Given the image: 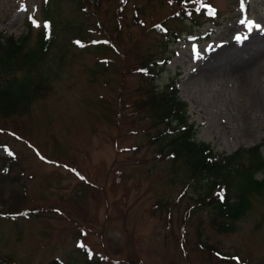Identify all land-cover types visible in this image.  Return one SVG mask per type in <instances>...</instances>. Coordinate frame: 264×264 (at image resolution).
Returning a JSON list of instances; mask_svg holds the SVG:
<instances>
[{
    "label": "rangeland",
    "instance_id": "374dc122",
    "mask_svg": "<svg viewBox=\"0 0 264 264\" xmlns=\"http://www.w3.org/2000/svg\"><path fill=\"white\" fill-rule=\"evenodd\" d=\"M208 2L219 15L215 24L203 20L194 27L170 17L167 0H130L125 20L132 19L134 4L144 5L139 16L146 25L127 28L123 22L120 34L113 31L114 2L103 3L100 14H85L72 0L56 1V42L44 66L53 92L34 103L31 115L15 118L18 128L32 129L31 144L0 136V210L25 192L19 210L41 212L0 216L1 257L11 264H216L220 258L236 264L233 257L264 264V192L251 199L230 233L209 225L207 209L185 217L193 189L186 187L178 199L184 186L179 163L173 173L172 163L159 158L151 144L156 129L129 103L147 83L118 67L116 52L101 42L111 34L134 54L139 40L141 52L156 55L155 85L176 79L196 142L209 143L219 155L253 147L264 140V0H248L247 9L241 0ZM41 4L0 0V33H25L32 13L40 25L27 42L34 47L45 19ZM160 18L181 29L180 41L164 45L151 31ZM97 19L105 30L96 29ZM242 33L248 40L237 43ZM79 38L84 41L75 42ZM260 149L264 156V145ZM79 226L86 230L80 235ZM86 247L90 251L83 253Z\"/></svg>",
    "mask_w": 264,
    "mask_h": 264
},
{
    "label": "trees",
    "instance_id": "16d2710c",
    "mask_svg": "<svg viewBox=\"0 0 264 264\" xmlns=\"http://www.w3.org/2000/svg\"><path fill=\"white\" fill-rule=\"evenodd\" d=\"M56 1L43 0L41 9L45 21L38 33V43L34 47L27 45L33 30L30 21H27L25 33L18 36L6 32L0 33V136L11 134L15 139L25 140L31 144L29 139H33L32 129L18 128L15 118L31 115L34 103L45 101L53 92L48 76L49 67L46 70L44 66L46 57L53 43L56 42L53 37L55 28L52 25L53 15L57 14ZM72 1L85 14L89 11L100 14L103 3L114 2L113 31L120 34L123 22L127 28L131 25L137 27L146 25V21L139 16L145 14L144 5L134 4L132 19L129 22L125 20L126 6L130 4V0ZM204 1L167 0V3L172 5L170 17L176 18L178 15L180 21L187 19L192 25H200L202 18L212 19V15L201 7ZM174 2L176 6L178 5L175 9ZM149 3L148 1L147 4ZM45 24L48 25L47 28L44 27ZM149 26L152 32L163 37L164 45L167 41L180 39V28L167 26L162 18ZM96 29L105 30L98 19ZM118 40L121 41L119 38ZM83 41L84 39L81 38L75 40V42ZM101 42L109 45L116 52L120 58L118 67L126 70L125 72L135 71L147 83L148 87L141 89V92L136 95L140 94V96L138 98L134 96L129 103L143 114L144 122H150V128L156 129L151 144L155 145L159 158L172 163L173 173L177 171L176 166L179 163V168L184 173V186L178 199L185 196L186 187L193 189L192 194L189 195L191 206L186 208L185 217L189 218L191 213L207 209L210 213L209 225L214 230L219 233L233 232L236 221L251 208V199L255 195L261 196L264 192V175L260 179L256 177L257 173L264 170V156L260 149L264 145V140L253 147H241L227 155H219L208 143L196 142L193 123L187 122L185 105L178 96L175 80L171 79L163 86L155 85L159 75V70L155 67L156 55L153 56V52L149 50L141 52L139 40L134 43L138 45L134 54L128 52L125 47L119 48L111 34ZM163 61L167 63L166 59ZM51 138L54 139V136L51 135ZM54 141L56 143L55 139ZM38 144L36 142L35 147ZM9 159L14 158L9 157ZM66 168L70 169L72 166L67 164ZM221 190H223V200L218 195ZM24 193L21 198H15L13 204L6 206L5 210H0V216H16L17 214L37 216L41 212L39 208L19 210L21 200L26 197ZM78 231L80 235L86 230L83 226H79ZM226 260L220 258L216 260V264H228ZM0 264H11V258L0 256Z\"/></svg>",
    "mask_w": 264,
    "mask_h": 264
},
{
    "label": "snow or ice",
    "instance_id": "6c2138e0",
    "mask_svg": "<svg viewBox=\"0 0 264 264\" xmlns=\"http://www.w3.org/2000/svg\"><path fill=\"white\" fill-rule=\"evenodd\" d=\"M206 5H201V7H205ZM207 7H209V15H215V9L214 8H211L210 6H207ZM243 7H244V2H243V0H241V8L243 9ZM30 19H32L31 17H30ZM241 23H244V21H241ZM33 24L35 25V26H37V27H39L40 25H39V23L37 22V21H35V20H33ZM44 27L45 28H47L48 27V25L47 24H45L44 25ZM251 27H252V22L251 21H249V29H251ZM256 27H260L259 25H256ZM77 43H79V42H77ZM9 155H12V153H9ZM80 179H84V177H80ZM218 195L220 196V198H221V200H223L224 199V196H223V190H221V192L220 193H218ZM78 247H81V248H83V247H85V245H83V244H78L77 245ZM92 257H91V255L89 256V259H91ZM233 259L234 260H236L237 261V264H240V261H239V258L238 257H233Z\"/></svg>",
    "mask_w": 264,
    "mask_h": 264
}]
</instances>
